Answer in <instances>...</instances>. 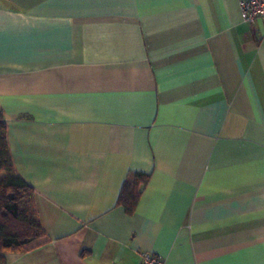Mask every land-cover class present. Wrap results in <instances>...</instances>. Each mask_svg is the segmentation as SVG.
Masks as SVG:
<instances>
[{"label":"crops","instance_id":"0c3cea01","mask_svg":"<svg viewBox=\"0 0 264 264\" xmlns=\"http://www.w3.org/2000/svg\"><path fill=\"white\" fill-rule=\"evenodd\" d=\"M0 37L8 150L48 233L0 264H264V18L238 0H0Z\"/></svg>","mask_w":264,"mask_h":264},{"label":"trees","instance_id":"16d2710c","mask_svg":"<svg viewBox=\"0 0 264 264\" xmlns=\"http://www.w3.org/2000/svg\"><path fill=\"white\" fill-rule=\"evenodd\" d=\"M6 133L7 125L0 116V263L6 251H28L48 240L39 221L34 189L11 162ZM149 177L150 173L130 172L124 178L116 204L132 214Z\"/></svg>","mask_w":264,"mask_h":264},{"label":"built area","instance_id":"2783aa9c","mask_svg":"<svg viewBox=\"0 0 264 264\" xmlns=\"http://www.w3.org/2000/svg\"><path fill=\"white\" fill-rule=\"evenodd\" d=\"M240 15L246 22L264 18V0H238ZM139 264H165L161 255L142 251Z\"/></svg>","mask_w":264,"mask_h":264},{"label":"snow or ice","instance_id":"6c2138e0","mask_svg":"<svg viewBox=\"0 0 264 264\" xmlns=\"http://www.w3.org/2000/svg\"><path fill=\"white\" fill-rule=\"evenodd\" d=\"M0 40H2V37H0ZM0 54H2V53H0Z\"/></svg>","mask_w":264,"mask_h":264}]
</instances>
